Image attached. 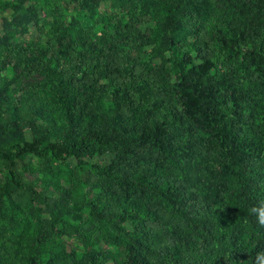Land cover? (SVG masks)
<instances>
[{
	"label": "trees",
	"instance_id": "16d2710c",
	"mask_svg": "<svg viewBox=\"0 0 264 264\" xmlns=\"http://www.w3.org/2000/svg\"><path fill=\"white\" fill-rule=\"evenodd\" d=\"M120 1L119 16L103 18L99 29L77 22L54 28L53 40L14 46L8 64H21L37 82L17 74L8 96L16 112L2 113L0 134H14V119L31 121L47 107L74 138L14 139L0 146V161L50 154L86 170L96 155L112 152L110 165H93L102 192L92 204L127 239V252L125 259L101 252L105 261L257 264L264 226L252 209L264 202V97L249 113L242 109L246 92L264 88V0ZM234 5L248 25L235 40L218 37L205 22L218 12L237 17ZM146 14L158 19L160 34L140 29ZM151 44L156 57L165 47L168 65L136 56ZM220 62L229 70L224 79L211 71ZM43 122L55 128L53 118Z\"/></svg>",
	"mask_w": 264,
	"mask_h": 264
},
{
	"label": "rangeland",
	"instance_id": "374dc122",
	"mask_svg": "<svg viewBox=\"0 0 264 264\" xmlns=\"http://www.w3.org/2000/svg\"><path fill=\"white\" fill-rule=\"evenodd\" d=\"M120 2L0 0V123L3 112L12 115L16 112L8 96L17 74L24 75L31 84L37 82L33 75L24 72L21 64H8L9 53L14 46L17 43L25 45L34 44L37 40H53L54 28H68L77 22L85 21L99 29L103 18L119 16L117 4ZM90 8L94 11H90ZM231 9L237 17L218 12L216 17L207 20L205 25H212L218 37L235 40L242 35L249 18L246 13L239 12L238 6L234 5ZM78 15H84L82 21L78 20ZM221 18L224 20L212 22ZM143 19L145 21L140 25V29L144 33L159 28L155 15L146 14ZM231 19L235 20V25L229 28ZM156 33L160 34L158 30ZM186 40L193 41L194 38L188 37ZM153 48L154 45L151 44L145 46L141 53L135 50L136 56L153 60L152 62L158 65H168L165 47L157 49L158 57L152 56ZM190 55L196 57L197 53L190 51ZM216 60L221 61V58ZM197 63L202 61L198 59ZM211 71L222 79L229 72L221 62ZM243 74L242 67H237L235 75ZM175 80L176 78H172V82ZM245 94L247 99L243 100L242 111L247 114L253 110L255 101L264 97V88L253 87L249 94ZM15 104L17 105L16 102ZM105 109L111 117V122L115 123L117 118L113 113V103L109 101ZM40 110L31 121L14 119L15 133L0 134V146L11 144L14 139L24 142L41 138L44 144H62L74 138L67 131L66 122L57 109L51 108L49 112L45 107ZM46 116L55 121L54 129L45 127L43 119ZM82 130V127H78V132ZM114 158L112 152L96 155L89 160L86 170H80L81 167L77 166L78 163L73 159L57 160L50 154L45 157L28 155L18 160L15 165L0 161V264H89L92 254L95 264H115L114 261L101 259V252H107L109 257L114 259H125L127 239L122 238L118 228L101 220L97 216L100 209L92 204L102 192L101 180L93 165L108 166ZM126 227L131 229L128 224Z\"/></svg>",
	"mask_w": 264,
	"mask_h": 264
},
{
	"label": "clouds",
	"instance_id": "9594fccd",
	"mask_svg": "<svg viewBox=\"0 0 264 264\" xmlns=\"http://www.w3.org/2000/svg\"><path fill=\"white\" fill-rule=\"evenodd\" d=\"M252 212L258 213V223L264 226V202L259 208H253ZM257 264H264V254H257Z\"/></svg>",
	"mask_w": 264,
	"mask_h": 264
}]
</instances>
